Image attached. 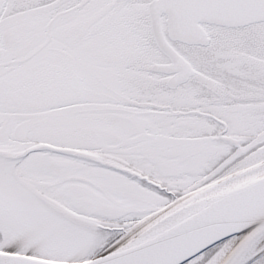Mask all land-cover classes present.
Segmentation results:
<instances>
[{
  "label": "snow or ice",
  "instance_id": "1",
  "mask_svg": "<svg viewBox=\"0 0 264 264\" xmlns=\"http://www.w3.org/2000/svg\"><path fill=\"white\" fill-rule=\"evenodd\" d=\"M0 264H264V0H0Z\"/></svg>",
  "mask_w": 264,
  "mask_h": 264
}]
</instances>
